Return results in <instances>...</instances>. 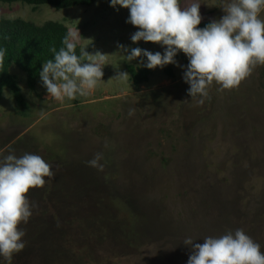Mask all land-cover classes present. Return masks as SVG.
<instances>
[{
  "label": "rangeland",
  "instance_id": "obj_1",
  "mask_svg": "<svg viewBox=\"0 0 264 264\" xmlns=\"http://www.w3.org/2000/svg\"><path fill=\"white\" fill-rule=\"evenodd\" d=\"M199 3L205 26L224 15L225 0ZM128 15L106 0L0 3L1 18L60 22L79 54H104L96 57L103 82L73 100L50 98L40 77L30 86L24 70L8 68L23 102L4 88L0 154H38L54 173L28 193L33 215L12 264H187V238L202 243L238 228L264 251V65L232 90L213 84L200 103L182 78L185 54L179 66L155 69L146 58L126 61L125 49L163 52L131 41L138 28ZM98 152L102 171L86 165Z\"/></svg>",
  "mask_w": 264,
  "mask_h": 264
},
{
  "label": "clouds",
  "instance_id": "obj_2",
  "mask_svg": "<svg viewBox=\"0 0 264 264\" xmlns=\"http://www.w3.org/2000/svg\"><path fill=\"white\" fill-rule=\"evenodd\" d=\"M110 6L129 10L126 23L138 28L131 41L153 42L163 48L155 53L139 47L125 49L127 62L146 58L144 67L155 69L178 65L176 57L185 54L183 80L188 95L209 97L215 84L223 92L238 87L257 66L264 65V0H225L224 15L201 28L199 0L184 6L183 0H109ZM64 47L53 49L54 56L42 64L39 77L48 97L57 101L90 95L103 82V65L96 59L104 54L77 55L76 39L69 33ZM121 48L124 46L121 45ZM86 58V59H85ZM126 75V74H121ZM103 153H96L86 165L102 171ZM54 175L52 166L35 153L0 154V264H12L15 254L26 244L22 224L33 215L28 193L41 188ZM197 241V240H196ZM187 264H264V251L246 232L238 228L219 237H205L202 243L192 238Z\"/></svg>",
  "mask_w": 264,
  "mask_h": 264
},
{
  "label": "trees",
  "instance_id": "obj_3",
  "mask_svg": "<svg viewBox=\"0 0 264 264\" xmlns=\"http://www.w3.org/2000/svg\"><path fill=\"white\" fill-rule=\"evenodd\" d=\"M95 0H0V3L22 4L37 7L47 4L56 9L72 6H89ZM106 2L110 3L109 0ZM198 27H205L200 24ZM67 28L60 22L48 21L42 25H36L22 19H7L0 17V97L4 88H9L19 104L23 102L16 79L8 71L14 64L24 70L28 75L30 86L39 77L42 64L54 56L53 49L59 51L64 47V40L68 37ZM76 54H79V46L76 43ZM184 60L182 52L176 57ZM134 79L137 72L133 67H128Z\"/></svg>",
  "mask_w": 264,
  "mask_h": 264
}]
</instances>
